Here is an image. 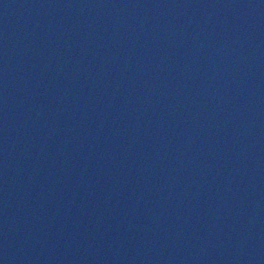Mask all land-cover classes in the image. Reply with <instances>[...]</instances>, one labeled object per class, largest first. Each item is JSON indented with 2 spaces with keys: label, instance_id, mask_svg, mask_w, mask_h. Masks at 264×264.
Masks as SVG:
<instances>
[{
  "label": "water",
  "instance_id": "1",
  "mask_svg": "<svg viewBox=\"0 0 264 264\" xmlns=\"http://www.w3.org/2000/svg\"><path fill=\"white\" fill-rule=\"evenodd\" d=\"M0 264H264V0H0Z\"/></svg>",
  "mask_w": 264,
  "mask_h": 264
}]
</instances>
